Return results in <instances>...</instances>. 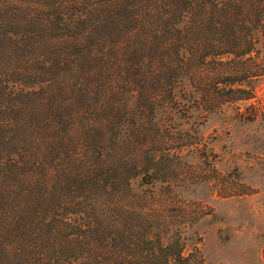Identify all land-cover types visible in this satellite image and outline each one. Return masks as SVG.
<instances>
[{
    "label": "trees",
    "instance_id": "16d2710c",
    "mask_svg": "<svg viewBox=\"0 0 264 264\" xmlns=\"http://www.w3.org/2000/svg\"><path fill=\"white\" fill-rule=\"evenodd\" d=\"M255 57L264 0H0V264H205L132 181L159 179L177 93L210 82L214 110Z\"/></svg>",
    "mask_w": 264,
    "mask_h": 264
},
{
    "label": "rangeland",
    "instance_id": "374dc122",
    "mask_svg": "<svg viewBox=\"0 0 264 264\" xmlns=\"http://www.w3.org/2000/svg\"><path fill=\"white\" fill-rule=\"evenodd\" d=\"M248 61L239 71L225 64L220 88L231 77L236 92L214 110L201 97L210 82L177 93L178 103L159 115L168 129L156 147L159 179L132 181L138 214L205 264H264V62Z\"/></svg>",
    "mask_w": 264,
    "mask_h": 264
}]
</instances>
